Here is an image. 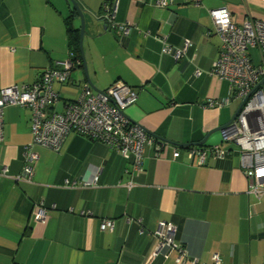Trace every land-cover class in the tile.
<instances>
[{"label": "crops", "instance_id": "obj_1", "mask_svg": "<svg viewBox=\"0 0 264 264\" xmlns=\"http://www.w3.org/2000/svg\"><path fill=\"white\" fill-rule=\"evenodd\" d=\"M84 16L83 54L87 76L105 91L122 81L137 94L126 118L155 143L145 145L140 171L131 160L102 143L70 134L58 153L35 147L30 181L24 178V148L31 144V112L8 106L0 137V264H177L176 250L150 258L160 223L175 230V243L187 256L182 264H264V192L248 194L235 154L190 164L174 148L222 146L219 128L239 102L210 106L228 96L229 86L209 74L220 41L209 11L226 8L231 20L264 21V0H75ZM115 7L113 22L134 23L121 41L99 18L102 4ZM109 4V3H108ZM67 0H0V89L35 83L40 73L70 58L64 19ZM79 29V18H73ZM150 35L174 47L189 40L186 58L161 55ZM254 52H252V55ZM195 70L200 71L197 77ZM87 85L82 64L53 91L61 104L74 101ZM165 145V146H164ZM128 171L126 174L125 172ZM97 176L94 188H65V182ZM133 186L127 189L126 183ZM47 208L44 221L33 217ZM114 221L112 232L99 229Z\"/></svg>", "mask_w": 264, "mask_h": 264}, {"label": "built area", "instance_id": "obj_2", "mask_svg": "<svg viewBox=\"0 0 264 264\" xmlns=\"http://www.w3.org/2000/svg\"><path fill=\"white\" fill-rule=\"evenodd\" d=\"M172 0H155L154 6L167 8ZM198 5V0H192ZM105 11L109 12L108 19L118 32L127 35L129 26L135 25L139 16L133 14L134 23L116 24L113 22L115 7ZM210 19L217 34L220 45L218 56L209 70L211 76L225 81L229 86L228 96L220 102H210V106H225L232 101L239 103L244 100L232 123L219 130L222 146L188 148L186 158L194 161L197 166L205 163L207 157L215 160H226L235 154L243 176L248 182V194L255 196L264 192V21L246 20L240 25L235 24L226 8L209 11ZM160 44L161 55H167L174 61L187 56L191 47L189 40H183L178 47L171 46L166 38L150 35ZM256 53V62L251 52ZM78 62L68 58L64 62L43 70L38 80L31 84L11 85L0 89V137L3 127V114L8 106L27 108L31 112L30 134L31 144L24 148V178L31 180V164L37 160L35 147L44 148L58 153L70 134H76L95 141H100L110 148L120 151L121 155L131 160V172L140 171L143 148L153 139L139 127L131 124L124 111L133 105L137 94L122 81H115L103 93L93 92L87 85L81 88L74 101L65 102L61 112L53 108L60 98L52 86L55 83H66L71 71ZM195 76L200 75L195 70ZM173 159L179 157L174 149ZM68 186V183L65 182ZM97 176L83 178L70 187H96ZM133 186L132 182L126 184L127 189ZM69 187V186H68ZM45 208L39 205L35 211V219L43 221ZM101 231L111 232L114 221H102ZM154 235L157 244L150 255L155 258L167 249L176 250L175 262L182 264L187 261L186 253L174 242L175 230L169 223H160ZM213 264H220L217 254L212 256Z\"/></svg>", "mask_w": 264, "mask_h": 264}, {"label": "trees", "instance_id": "obj_3", "mask_svg": "<svg viewBox=\"0 0 264 264\" xmlns=\"http://www.w3.org/2000/svg\"><path fill=\"white\" fill-rule=\"evenodd\" d=\"M68 2V1H67ZM109 3V4H108ZM111 2L109 1H105L103 4H102V8H101V12H104L102 15H100L99 16V18H101L103 21H107L108 23H109V25H111V27L114 29V30H116L117 31V29L114 27V26H112V24H111V21L108 19V14H109V12H107V11H105V9H104V7H107L108 9H111L112 8V4H110ZM68 4H69V2H68ZM69 8H70V14L64 19V24H65V29H66V35H67V42H68V50H69V56H70V60L71 61H73V62H78L77 64H76V67H78V66H80V64H81V60H80V53H79V48H78V41H79V31H78V29L75 27V25H74V23H73V18H77V14H76V12H75V10L71 7V5L69 4ZM128 35V34H127ZM127 35H122L120 32H118L117 31V38H118V40L119 41H121L122 39H124ZM161 47V46H160ZM186 58V57H185ZM184 59V58H183ZM173 60V59H172ZM180 60H182V59H180ZM179 61V60H178ZM175 62H177V61H175ZM130 107V106H129ZM129 107H127V108H129ZM126 108V109H127ZM125 109V110H126ZM125 112V111H124ZM79 136V135H78ZM83 137V136H82ZM86 138V137H85ZM88 139V138H87ZM153 139V138H152ZM89 140H91V141H95V140H92V139H89ZM95 142H99V143H102V142H100V141H95ZM153 143H155L157 146H159V145H162V143L161 142H159L158 140H156V139H153ZM103 145H105V146H107L106 144H104V143H102ZM145 145H147V144H145ZM145 145H144V147H145ZM165 146V145H164ZM108 147V146H107ZM108 148H110V147H108ZM189 148H202V147H189ZM111 150H114V151H116V152H118L120 155H121V153H120V151L119 150H117V149H114V148H110ZM174 149H176L178 152H180V151H187V149L188 148H174ZM173 149V150H174ZM186 154V153H185ZM122 156V155H121ZM123 157V156H122ZM125 158V157H124ZM143 158V157H142ZM209 158H211V159H213L212 157H207V159H206V161L209 159ZM126 159V158H125ZM127 160V159H126ZM188 160V159H187ZM213 160H215V159H213ZM189 161V163L190 164H193V165H195V166H197L196 164H195V162L194 161H190V160H188ZM206 161H205V163H206ZM204 163V164H205ZM141 164H142V162H141ZM204 164L203 165H201V166H204ZM200 167V166H199ZM131 171V170H130ZM126 174L128 173V171H126L125 172ZM132 174V172H130V175ZM68 183V186L67 185H65L64 184V187L65 188H70V189H73L72 187H70V185L72 184V183H74V182H67ZM76 183V182H75ZM127 184V183H126ZM83 188V187H82ZM87 188H94V187H87ZM44 207V206H43ZM45 208V207H44ZM37 209V208H36ZM36 211V210H35ZM35 211H34V214H33V217H34V219H35ZM46 215H47V208H45V218H44V220L46 219ZM36 220V219H35ZM43 220V221H44ZM37 221V220H36ZM102 221H106V220H102ZM101 221V222H102ZM42 222V221H41ZM100 222V223H101ZM100 229V228H99ZM106 232H108L107 230H105ZM105 231H102V232H105ZM112 232V231H111ZM154 233H155V231H154ZM154 233H153V237L156 239V236L154 235ZM174 241H175V238H174ZM156 242H157V239H156ZM157 244V243H156ZM156 246V245H155ZM170 250H174L175 251V249H171V248H167V249H165L163 252H162V254H160L159 256H157V257H165V256H167V253H168V251H170Z\"/></svg>", "mask_w": 264, "mask_h": 264}, {"label": "water", "instance_id": "obj_4", "mask_svg": "<svg viewBox=\"0 0 264 264\" xmlns=\"http://www.w3.org/2000/svg\"><path fill=\"white\" fill-rule=\"evenodd\" d=\"M69 2V4L71 5V7L75 10L78 18H79V41H78V48H79V53H80V60H81V64H82V68H83V72H84V76H85V79H86V83H87V86L95 93H103V91L101 90H98L97 88H95L91 82L89 81L88 79V76H87V70H86V65H85V59H84V54H83V46H82V40H83V34H84V16H83V13H82V10L80 9V7L78 6L77 2L75 0H67ZM245 100V99H244ZM244 100H242L237 109L235 110L234 114L232 115L231 119L229 120V122L220 127L219 130L223 129L224 127H226L227 125H229L230 123L233 122V120L235 119L239 109L241 108L242 104L244 103ZM140 127V126H139ZM143 131V130H142ZM147 135L149 136H152V134H150L149 132L147 131H144Z\"/></svg>", "mask_w": 264, "mask_h": 264}, {"label": "rangeland", "instance_id": "obj_5", "mask_svg": "<svg viewBox=\"0 0 264 264\" xmlns=\"http://www.w3.org/2000/svg\"><path fill=\"white\" fill-rule=\"evenodd\" d=\"M254 52V51H252ZM252 52H251V55H252ZM253 59H254V63L256 62V53L254 52V54L252 55ZM60 104L62 103L61 101L59 102Z\"/></svg>", "mask_w": 264, "mask_h": 264}]
</instances>
